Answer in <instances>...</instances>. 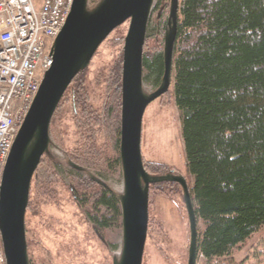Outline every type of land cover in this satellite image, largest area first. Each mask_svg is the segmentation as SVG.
Returning <instances> with one entry per match:
<instances>
[{"label":"trees","instance_id":"16d2710c","mask_svg":"<svg viewBox=\"0 0 264 264\" xmlns=\"http://www.w3.org/2000/svg\"><path fill=\"white\" fill-rule=\"evenodd\" d=\"M150 39L157 42L155 48ZM164 42V24L160 29L149 25L144 80L154 87L164 73ZM122 43V38L113 41ZM123 56L122 48L104 79L98 77L106 83L101 109L91 102L87 68L66 91L51 124L53 137L59 130L57 117L63 114L65 119L66 108L71 110L78 144L66 153L98 173L114 174L121 168ZM167 96H161L163 104H169ZM169 96L181 116L193 177L189 186L198 218V254L212 264L232 256L264 228V0H180ZM145 167L152 174L171 169L155 161ZM62 172L54 155L43 156L28 209L39 213L41 202L58 200ZM67 173L96 228L104 230L120 220V203L110 189L79 171ZM168 185L180 186H152Z\"/></svg>","mask_w":264,"mask_h":264},{"label":"water","instance_id":"95a60500","mask_svg":"<svg viewBox=\"0 0 264 264\" xmlns=\"http://www.w3.org/2000/svg\"><path fill=\"white\" fill-rule=\"evenodd\" d=\"M155 0H74L71 13L51 47L52 67L45 73L33 105L19 129L0 183V234L6 264H30L26 215L33 178L52 143L51 124L74 79L91 64L110 34L130 21L124 42L120 158L124 181L115 193L121 207L123 244L114 264H143L149 229L150 187L176 182L183 191L190 224L188 264H197L198 218L187 178L174 170L153 175L142 153L144 115L151 102L172 85L174 45L180 0H171L164 42V73L154 90L145 89L143 55ZM78 170L81 166L72 163ZM85 173L98 181L93 173Z\"/></svg>","mask_w":264,"mask_h":264},{"label":"rangeland","instance_id":"374dc122","mask_svg":"<svg viewBox=\"0 0 264 264\" xmlns=\"http://www.w3.org/2000/svg\"><path fill=\"white\" fill-rule=\"evenodd\" d=\"M35 4L39 9L40 2L36 1ZM129 25L130 21H127L110 34L100 46L86 72L85 83L91 102L98 109L102 108L106 99V83L104 80L99 83L98 77L102 76L104 79L122 48L124 54L125 36ZM121 38L122 44H113L114 40ZM52 42L53 40H49V46ZM148 43L152 48L157 46L155 40L150 39ZM154 88L145 82L147 91ZM169 91L166 93L169 104H163L162 98L159 97L146 109L142 139L143 158L145 163L147 161L166 163L171 169L165 173L174 170L176 174L184 175L188 183H192L193 177L187 166L182 140L181 116L173 98L169 96ZM66 112L65 119L62 117L63 114L56 119V122L60 123L59 130H56L55 136L52 137L51 134L50 152L46 154L54 155L55 161L61 165V170L63 169L60 184L57 186L58 200L41 202L39 213L31 209L27 210L29 262L30 264H114V257L120 256L122 251L121 218L112 220L109 227L104 230L96 228L90 221L86 208L79 203L67 172L69 169L76 170L89 177L85 173L88 170L115 193H122L124 189L122 170L120 168L114 174H106L82 165L79 166L84 170H78L72 165L74 162L67 153L76 147L78 138L72 112L67 108ZM152 185L149 229L143 264H188L190 224L182 188L168 185L165 189H159ZM0 244L2 245L1 234ZM197 264L208 263L199 256ZM212 264H264V228L233 251L232 256L216 260Z\"/></svg>","mask_w":264,"mask_h":264},{"label":"built area","instance_id":"2783aa9c","mask_svg":"<svg viewBox=\"0 0 264 264\" xmlns=\"http://www.w3.org/2000/svg\"><path fill=\"white\" fill-rule=\"evenodd\" d=\"M73 3L0 0V183L17 133L53 65L49 40L61 33ZM0 264H6L1 244Z\"/></svg>","mask_w":264,"mask_h":264},{"label":"flooded vegetation","instance_id":"af4514ba","mask_svg":"<svg viewBox=\"0 0 264 264\" xmlns=\"http://www.w3.org/2000/svg\"><path fill=\"white\" fill-rule=\"evenodd\" d=\"M171 0H155L153 10L149 19L148 27L153 26L160 29L162 23L164 24V40L166 33V25L170 16ZM148 32V29H147ZM176 183V182H175ZM108 189L114 194L115 192L109 186L104 183ZM181 187V186H180Z\"/></svg>","mask_w":264,"mask_h":264}]
</instances>
